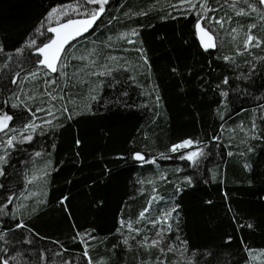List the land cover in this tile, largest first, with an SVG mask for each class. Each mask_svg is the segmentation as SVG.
I'll use <instances>...</instances> for the list:
<instances>
[{
    "label": "trees",
    "instance_id": "16d2710c",
    "mask_svg": "<svg viewBox=\"0 0 264 264\" xmlns=\"http://www.w3.org/2000/svg\"><path fill=\"white\" fill-rule=\"evenodd\" d=\"M77 1L0 0V115L12 116L16 137L0 152V262L249 264L248 250L264 252V8L254 2L258 13L245 18L215 13L207 0V18L230 22L221 44L203 51L193 30L205 15L199 2L109 0L71 43L51 91L29 75L45 72L39 55L17 50L50 10ZM227 28L259 46L239 48ZM133 30L131 44L118 40ZM42 103L51 123L25 141L18 133ZM185 140L198 143L183 155L203 152L194 161L169 151ZM167 213L166 242L185 260L145 245L158 228L151 221Z\"/></svg>",
    "mask_w": 264,
    "mask_h": 264
},
{
    "label": "snow or ice",
    "instance_id": "6c2138e0",
    "mask_svg": "<svg viewBox=\"0 0 264 264\" xmlns=\"http://www.w3.org/2000/svg\"><path fill=\"white\" fill-rule=\"evenodd\" d=\"M109 0H84V3L86 4H94L98 5L96 9H93L91 11L86 12L84 15L86 16L85 19H67L64 23H60L59 21L69 15V12L67 10V7L62 6L61 8H53L45 17V20L48 21L49 24L52 23L53 17H55L56 20V27H47L46 31L48 33H53L54 35L48 39V42L42 43V45L38 48H36V52L42 56V59H39L37 61L38 66H42V69L47 70L45 74L47 75L48 72L51 73H59L60 75H65V73L62 72V68L66 67L65 59L68 55V49L71 46V42L76 40L79 36H82L85 32H87L95 23V21L101 16V14L105 11V5L108 4ZM197 2H199V6L201 9L205 10V15L200 16V19L197 21L195 28L197 30V35L200 40L201 46L207 51L210 48H215V38L212 35V33L202 26L201 21L207 19L206 12L210 11L211 9L207 6V0H179V5H187L189 9H194L197 7ZM261 4H264V0H259ZM174 8L178 7L177 5H173ZM255 11V9H253ZM143 14V13H142ZM238 15H246L247 13L240 12L237 13ZM211 22V21H210ZM43 23H41V27H43ZM215 23L221 24V27L223 26L222 21L216 20ZM256 27V25H251V28ZM235 31V29H233ZM37 32L39 35L43 36L45 33L40 31V29H37ZM138 33L133 30L132 33L128 35H137ZM235 39V37H233ZM255 40V37L252 35H248L247 39L245 40V47L247 48L252 42ZM133 41H129V43H132ZM37 43L36 39H32L30 42L27 43V47L31 48L35 46ZM255 46H259V41L256 42ZM0 51H3L2 45H0ZM18 52H22L23 49H18ZM75 58V57H74ZM80 59H86L85 57H80ZM225 59H228L225 57ZM41 69L38 67L37 72H31L29 75L31 78H36L38 75V72ZM175 71V69H174ZM107 73H101V75H105ZM18 75V74H17ZM27 78V77H26ZM16 81L14 80L13 83ZM227 81H225L226 83ZM46 84H55L57 83L56 80L51 81H45ZM51 95V94H49ZM52 99H56L55 96L51 97ZM13 107H16V105H13ZM43 110V109H39ZM31 111V110H29ZM63 111L67 112V107L65 106ZM49 115H52L51 109H49L48 112ZM73 115L69 114V119H72ZM12 120V116L7 115L6 113L4 115H0V132H3L6 128H8V122ZM46 123H51V121H46ZM36 125L33 123L25 124L23 130L20 132V135L23 137V140L30 141L32 139L31 135L24 136V133L27 132L29 129H35ZM16 137L13 136L7 140V146L11 147L13 146V140H15ZM194 142L192 140H185L180 144L173 145L169 151L170 152H177L180 149L187 148L192 146ZM77 144H79V141H77ZM202 150L194 151L191 153H188L187 155H182L180 159H188L190 161H194V158L198 155H202ZM36 155H40L39 153H36ZM163 156V154H161ZM134 158L139 161H143L145 163H155V159L152 160H146L143 155L140 153H135ZM0 160H4V157H0ZM2 174V172H0ZM33 179H37L34 177ZM32 181H29L31 183ZM191 181L189 180V183ZM66 199V198H64ZM63 202V201H62ZM9 203H11V198H9ZM4 207H7V205H4ZM3 211V208H0V212ZM147 211V209H145ZM171 217V213L165 214L163 220H156L151 221L153 225L155 226L158 223H167L168 219ZM145 218V212L140 213V217L137 220V223H139L140 220ZM121 227H127L130 231L134 230L132 229V225L130 223L125 224L124 221H121ZM18 227H23V225H17ZM248 227H251V225H248ZM171 226L168 225V229L170 230ZM119 232L120 229H117ZM135 231L138 233L139 229H135ZM164 229L162 228L160 231L156 233V236L158 239H153L150 243L148 242L147 238L145 239V245L148 247H156L163 243V233ZM79 235V234H78ZM90 235V233L88 234ZM83 242V241H82ZM127 240L124 241L125 244H127ZM186 243V242H184ZM173 247L172 245H169L167 248V251H172ZM160 251L163 253L165 251L164 248H161ZM250 256L252 259H256L258 256H264V252L257 253L255 256L252 255V250H248ZM85 256H87V249L84 253ZM6 264V262H5ZM88 264H91V261L89 260ZM191 264V262H190Z\"/></svg>",
    "mask_w": 264,
    "mask_h": 264
},
{
    "label": "rangeland",
    "instance_id": "374dc122",
    "mask_svg": "<svg viewBox=\"0 0 264 264\" xmlns=\"http://www.w3.org/2000/svg\"><path fill=\"white\" fill-rule=\"evenodd\" d=\"M214 2H215V6H217L216 7V9H214V12L216 13V12H225V13H229V14H233L234 16H239V17H247V18H249L250 16H251V18H253V16H255L256 15V13H258L256 10V8H255V5H254V2H239V3H232V2H228L227 4H225V3H222L221 2V0H214ZM223 5V6H222ZM63 6H65V7H67V10H68V12H69V15L68 16H65V17H63L59 22L61 23V22H63V21H65V20H67V19H69V18H71V19H75V18H82V19H85L86 18V16L84 15L86 12H88V11H91V10H93V9H96L97 7L96 6H94V5H91V4H85L84 2H82V1H77V2H74V3H71V4H67V5H63ZM62 6H59V7H56V8H61ZM253 9H255V11H253ZM51 11V10H50ZM49 11V12H50ZM240 12H244V13H247L246 15H238L237 13H240ZM48 15V14H47ZM47 17V16H46ZM216 20H218V19H215V17H213L212 16V14L211 15H209L208 16V18H207V20L205 21H202V26L203 27H205L206 29H208L211 33H212V35L214 36V38H215V43H216V46H218V45H220L221 44V40H224V38H223V36H224V32H225V34L227 33V31H226V27H225V25L227 24V23H229L228 21H226L225 23L222 21V23H223V26L221 27V24H218V23H215V21ZM251 20V19H250ZM97 21V20H96ZM95 21V22H96ZM211 21V22H210ZM220 21H221V19H220ZM44 23H43V27H41V25L39 26V29H40V31H42V32H44L45 34L43 35V36H41V35H39V33L37 32V30H36V32L26 41V43L24 44V46L22 47V49L24 50V49H32V50H34V53H36V54H38L37 52H36V48H38L39 46H38V43H39V41H42V42H48V39L50 38V37H52V35H53V33H48L47 31H46V29H47V27H49V26H51V27H56L57 26V24H56V20H55V17H53V19H52V23L51 24H49L48 23V21H46V20H44L43 21ZM91 29V28H90ZM89 29V30H90ZM228 29V37H230V39L229 40H231V41H233V43H235L234 41H236L237 42V39L239 38V39H241V41L242 42H240L239 43V48H246L245 47V40L247 39V37H248V35L249 34H252V33H250V32H246L245 34L244 33H240L239 31H237V30H235V31H233V29L232 30H230L229 31V29L230 28H227ZM128 34H130V33H128ZM128 34H122V35H120V36H118V40L119 41H122V43L124 44V45H126V46H128L129 44H131V43H129V41H132V39H133V36L132 35H128ZM233 37H235V39L233 38ZM32 39H36V41H37V43H36V45L35 46H33V47H31V48H29V47H27L26 45H27V43L28 42H30ZM255 41V42H254ZM253 42H252V44L253 43H256V40H254ZM251 46V44L247 47V48H249ZM78 50V49H77ZM75 51H76V49H75ZM70 53H72L73 51H72V49L69 51ZM39 55V54H38ZM121 56H124L123 54H121V55H111V57H113V58H117V57H121ZM110 57V60L111 59H113V58H111ZM66 59H68V57L66 58ZM115 60V59H114ZM65 64H66V62H65ZM67 65V64H66ZM65 67H63L62 68V71H63V69H64ZM102 68H104V67H102ZM47 70H45V72H46ZM45 72H38L39 74H40V77H42V85H43V87L44 88H49L51 91H52V89H55L58 85L60 86L61 85V83L59 82L60 80L58 79L57 80V83H55V84H46L45 83V81H51V80H53V78L51 77V75L52 74H56V76H59L60 74L59 73H51V72H48V74L46 75L45 74ZM110 73L109 72V70H104V73ZM48 76V77H47ZM54 85V86H53ZM52 86V87H51ZM45 104V103H44ZM39 106V107H38ZM38 106H35L33 109H32V111H30V123H33L34 125H36V127H42V126H44L45 124H47L46 123V121H50V117H51V115H49L48 114V112H49V109H51V107H48V106H43V103H42V105L40 104V105H38ZM39 109H43V110H39ZM35 127V128H36ZM22 131V130H21ZM20 131V132H21ZM35 132V129L33 130V129H29L28 131H27V134H32V133H34ZM19 134L20 133H18V137H19ZM11 137H13V136H11V135H9V131H8V129L6 128L3 132H0V152L4 149V148H8L9 146H7V140L9 139V138H11ZM17 137V138H18ZM3 139V140H2ZM180 144V143H179ZM188 148H190V147H187V148H183V149H180V150H178L176 153H179V152H181V155H183V154H185V150H187ZM174 153V152H173ZM0 157H3V155L0 153ZM2 160H0V162H1ZM154 198H156V195H154V196H152V199L153 200H156V199H154ZM164 216H165V214H163V215H161L160 216V218L159 219H157V220H163V218H164ZM164 224L165 223H163V224H161V223H158L157 224V230H155V232L151 235V236H149V239H147L148 240V242L150 243L153 239H158V237L156 236V233L158 232V231H160L163 227H161V226H164ZM160 226V227H159ZM165 231H164V233H163V243H161L160 245H158V246H156V247H154V248H156V249H158L159 251H160V249L161 248H164L165 249V251L162 253L161 251V253L162 254H164V253H172L175 257H179V258H181V259H184L185 260V257L183 256V254H182V251H181V249L180 248H173V250L172 251H167V248L169 247V244H167V239H168V237H167V233H168V229L166 228H163ZM133 231V230H132ZM257 253H261V252H252V255L253 256H255ZM249 254V253H248ZM17 256H15V257H4V258H2L1 259V262H0V264H5V262H6V264H23V262H21L19 259H17L16 258ZM249 258H248V262H249V264H264V256H258L256 259H252V257L250 256V254H249V256H248ZM24 264H25V262H24Z\"/></svg>",
    "mask_w": 264,
    "mask_h": 264
},
{
    "label": "water",
    "instance_id": "95a60500",
    "mask_svg": "<svg viewBox=\"0 0 264 264\" xmlns=\"http://www.w3.org/2000/svg\"><path fill=\"white\" fill-rule=\"evenodd\" d=\"M228 1H229V2H232V3H237V2H255V3L259 4L262 8H264V4H261V3L259 2V0H228ZM75 19H82V18H75ZM65 21H66V20H65ZM65 21H63V22H61V23H64ZM197 21H198V20H197ZM197 21L195 22L194 27H193L194 35H195V40H196V42H197L199 48H200L201 50L205 51V49L201 46L200 40H199L198 35H197V30H196V28H195V25H196ZM201 24H202V21H201ZM88 31H89V30H88ZM88 31H87V32H88ZM87 32H85L82 36H79L76 40H78L79 38H81V37H83L84 35H86ZM53 35H54V34H53ZM53 35H52V36H53ZM76 40H74V41H76ZM74 41H72L71 43H73ZM208 50H211V48L208 49ZM208 50H207V51H208ZM39 58L42 59L43 57L39 55ZM133 160H134L135 162H138V163H139V162H142V161L136 160V159L134 158V156H133Z\"/></svg>",
    "mask_w": 264,
    "mask_h": 264
}]
</instances>
